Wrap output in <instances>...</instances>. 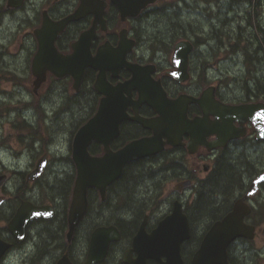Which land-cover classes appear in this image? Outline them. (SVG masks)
<instances>
[{"label": "flooded vegetation", "instance_id": "flooded-vegetation-1", "mask_svg": "<svg viewBox=\"0 0 264 264\" xmlns=\"http://www.w3.org/2000/svg\"><path fill=\"white\" fill-rule=\"evenodd\" d=\"M82 1L26 0L18 10L4 9L6 15L19 17V13L26 12L28 6L34 8V18L23 19L32 27L30 40L25 45L30 66L39 46L34 30L41 27L44 18L50 19L51 22H59L73 14L79 9ZM216 1L212 0L207 4H214ZM83 2L87 12L79 19L69 22L62 33L58 34L55 40L57 48L64 54L70 53L72 45L80 35L90 31L96 36L91 41L90 49L93 54H97L101 46L109 44L108 46L115 48L119 46L122 37L127 36L134 40V46L126 53L125 59L144 66L140 78L132 82L139 89L130 87L129 92L124 90L122 94L131 103H128L125 109L128 118L119 123L115 136L109 142L113 151L121 149L133 140L155 135L156 132L152 127H145L133 118L160 120L159 100L162 97L160 88L165 91L167 98L180 99V104L177 106L181 111L184 110L189 120L206 117L208 121H213L215 117L212 115V108L216 105L253 104L262 106V112L256 110L253 119L257 123L260 122V126L264 125V26L261 24L264 4L260 0L256 2L255 8L252 9L251 5L246 8L249 12L252 11L251 14L254 13V18L259 20L262 29L259 36L253 40L250 52L244 51L241 39V27L250 26L247 21V17L250 16L248 11L243 9L242 15L240 14L242 12L240 3H244L243 0H231L227 6L217 5L219 14L223 9L224 15H211L210 10H207L206 18L214 20L212 30L216 28L215 19L222 20L225 26L221 31L225 35L223 40L225 43L228 42L219 49L210 46L211 42L208 43L207 40L199 44L193 37L188 36L193 47L187 52L185 71L187 78L181 81L173 76L178 69L171 63L174 46L172 48L159 46V14L164 10L159 7V1L154 7L141 10L135 16L126 14L122 20L118 9L110 0ZM172 12L178 11L172 10ZM240 19L241 21L245 19L244 27L239 23ZM152 27H155L156 32L151 31ZM108 53H112L110 48ZM3 55L0 46V64ZM217 60V65H213V61L217 62ZM87 69L89 70L86 71L76 94L66 95L62 90L65 83L70 82L68 76L58 78L52 73H47L46 80L42 83L46 84L49 80H53L51 87H57L54 93L61 103L59 111L65 115L71 113L72 108L74 110L78 108L80 110L76 114H79L81 119L88 118L96 114L100 107L103 95L95 86L99 70ZM3 70L0 66V81ZM30 74L33 75L31 71ZM114 74L110 70L106 72V79L113 87L132 80L131 71L125 67ZM138 75L139 71L136 73L137 77ZM34 80L35 77L32 80V87ZM17 83L14 82L16 86L19 85L18 81ZM42 84L37 91V99L41 102ZM140 91L156 94L158 111L145 102H138ZM67 104L72 108H68ZM42 111L46 115L43 104ZM59 111L49 112L48 117ZM177 112L170 111L174 117ZM260 117L263 121L259 120ZM240 121H232L233 129L243 130L244 135L231 138L224 145L214 149L209 150L199 146L194 153H190L186 145L190 141V136L183 134L182 144L175 146L165 144L162 150L127 163L123 173L129 168L135 169L139 166L141 171L140 174L137 171L136 174L139 175L136 176L143 178L142 183L135 185L136 187L128 186L129 192L122 191L118 183L123 173L107 185L103 197L97 188L89 187L87 211L71 232L68 214L75 182L74 165L69 162L68 171L63 172L64 177L58 178L59 174L54 175L49 170H52L51 162L61 160V156L56 152L50 153L51 145H47L46 148L40 146V149H37L38 157L34 155L31 158L34 162H30L32 164L28 173L40 160H43L44 170L34 176L32 181H27L28 173L22 174L23 181L16 185L15 190L22 189L23 193L8 207L10 209L8 212L14 213L23 201H28L33 206L46 208V214L50 212L51 215L31 221L27 225L25 239L21 244L14 242L7 230L3 231L6 233L3 235L7 241L11 242V248L0 264H8L7 258L10 254L26 256L29 264H191L214 222L228 212L238 199L244 197L253 180L264 173V139L259 136L255 122L245 117ZM193 130H207V128L200 126L194 127ZM49 131L51 133V130ZM72 131L70 130V134ZM25 135L32 139L29 133ZM73 135L72 138L68 136L70 150ZM35 138L33 139L35 143L40 141L39 137ZM161 139L166 140L163 136ZM215 139L214 134L205 137L207 142ZM94 143L101 146L98 142ZM26 145L30 151L35 149L34 143L29 147V143ZM242 157L253 166L251 173L244 176L243 173L241 174L239 184L233 187L234 194L232 192L231 196L228 197L226 192L216 191L213 194L209 186L214 181L212 176L219 160L223 158L228 162H237ZM168 180L176 182L170 190L163 191V184ZM61 182H65L64 188L58 187ZM3 194L6 195L5 187ZM4 201L6 202V199ZM244 201L250 205V212L244 217V221L255 227V235L251 239L237 237L231 241L226 248L225 264H264V253H260L263 251L258 250L253 244L257 231L264 232V180L257 183L255 192L247 195ZM175 208L185 215V219L175 218L165 226L161 224ZM100 228H108L109 231L100 234V241L98 239L94 241L93 234ZM114 236H117V239L112 238Z\"/></svg>", "mask_w": 264, "mask_h": 264}, {"label": "water", "instance_id": "water-1", "mask_svg": "<svg viewBox=\"0 0 264 264\" xmlns=\"http://www.w3.org/2000/svg\"><path fill=\"white\" fill-rule=\"evenodd\" d=\"M23 1L24 0H8L7 7L18 8L22 5ZM112 1L117 5L122 15H129L136 14L141 7L155 0ZM86 11V5L82 1L79 9L75 13L58 23L51 24V27L43 22V26L35 30L36 37L40 42V48L33 62V70L37 76L35 82L36 88H38L45 78V71L47 69H50L60 76L67 73L72 74L75 80L74 87L78 88L83 71L85 67L89 66L99 69L98 81L95 86L98 87L99 92L105 95V97L101 99L97 114L89 119L88 122L77 131L73 139L72 159L76 166V179L68 214L70 232L75 228L76 224L86 212L87 190L89 187L97 188L103 197L107 185L121 175L125 164L162 150L165 143L174 146L182 144L181 139L183 134L190 136V141L187 143V148L190 153H194L200 145H204L207 149L211 150L217 146L224 145L226 141L231 138L244 135L243 130L233 129L232 121H240L245 117L255 122L259 136L264 139V125L260 126L261 123H257L253 119L254 113H257V111L262 112V106L253 104L239 106L220 104L212 108V115L215 117L213 121H208L206 117L189 120L184 110L181 111L180 107L177 106L180 104V99L169 100L163 89H160L162 93V98L159 100L160 120L145 119L142 117L134 118L143 126L148 128L152 127L156 132L155 135L150 138L131 141L117 151L111 150L109 142L115 136L119 123L126 118L125 109L128 103H131L126 97H123L122 94H118L121 96L118 97L114 92H118L117 88L122 92H124V90L129 92L130 87L135 88L136 86L132 83V79L125 85L118 84L115 88L110 87V84L106 81L104 68L108 69L114 64H124L132 70L134 77L136 65L126 63L125 61L122 62V60L119 59V56L123 58V55L130 49L134 41L122 37L119 47H117L115 51H112V54L108 55L98 52L96 56H92L89 49L90 37L87 34H83L80 36L79 40L73 44L72 54L63 55L58 53L53 45L58 32L64 28L67 21L81 17ZM191 49L192 44L184 40L177 42L174 46L172 64L178 67L176 73H174V77L179 81L187 78L185 73L187 52ZM103 54L107 55L106 61V56ZM138 100L139 103L145 102L158 111V105L156 104L154 94L140 91ZM170 111L173 113L178 111L175 114L176 117H174V115L172 116ZM259 120L263 121V118L260 117ZM200 126L207 128V130H193L194 127ZM213 134L216 135V139L207 142L205 137ZM161 136L165 137L166 141H163ZM93 140L102 144L104 150L102 156H93L88 152V145ZM43 168V164L38 163L33 172L28 175V179L39 175ZM4 180L5 176L1 175L0 185ZM263 180L264 173L253 180L246 195L234 203L231 211L213 224L205 235L191 264H225L226 248L233 239L237 237L253 238L254 226L244 222V217L250 212V207L244 202V199L247 195L254 193L257 183ZM2 201L3 199L0 198V205ZM46 211L47 209L35 207L29 203H22L13 217L9 220L7 229L17 242H21L24 238L27 225L35 218L47 216L48 213L46 214ZM175 218L184 220L185 215L175 208L172 214L162 221L161 224L165 226ZM163 225L161 226L164 227ZM108 231V228L97 229L93 234L94 241L96 239L100 241V234ZM112 238L117 239V236ZM92 244H94V242H92ZM10 245V243L0 238V258Z\"/></svg>", "mask_w": 264, "mask_h": 264}, {"label": "rangeland", "instance_id": "rangeland-1", "mask_svg": "<svg viewBox=\"0 0 264 264\" xmlns=\"http://www.w3.org/2000/svg\"><path fill=\"white\" fill-rule=\"evenodd\" d=\"M193 1L194 0H188V4L185 1L163 0V7L166 9L171 6L170 8L172 10L180 12L183 22H191L192 29L186 31H188V34L190 35H192V31H195L193 35L194 38L202 37L203 34H201V31L210 32L213 19L206 18L208 17L207 10H210L211 14H214L215 16L221 15L224 10L221 9L219 14V7H217V5L227 6L231 3V0H217L214 4H207V0ZM4 2L5 0H0V42H2L0 46H2V53L4 54L0 66L6 71L9 70L8 72H11L12 74H8L10 76H5V73L2 72L3 76L0 81V174L4 173L8 176L7 181L5 182V193L8 204H5L2 211L8 212L10 211V209L8 210L9 199L13 200V193L15 192L16 185L23 181L17 175L18 172H23V174L28 172L30 169L29 166H31L34 162L31 158L34 155L38 157L39 154L37 153V149H40V146L46 148L47 145H51L50 153L53 154L56 152L59 156H61V158L68 157L70 155L68 136L70 135L71 138L72 135V133L70 134V130H75L76 127L82 124V119L79 117V114H76L80 110L78 108L75 110L72 108L71 113L66 115L59 111L61 103L58 101L54 93V90L57 87H51V81L53 80H49L48 83L42 84L40 89L43 92L42 102L37 99V97L33 96V77L30 74L29 68L30 58L28 57V53H25L27 50L25 45H27L30 40L29 36L32 27L23 19H33L34 8L28 6L26 12L19 13V17H11L6 14L2 15L5 5ZM261 3L264 4V0H261ZM246 8H249V6L241 3V15L243 13V9L245 10ZM166 15L163 16L165 17ZM262 16L263 21L261 24L264 26V11ZM230 17H232V15H230ZM208 20L211 23L210 25ZM215 20V22H217L219 19L217 18ZM160 21L162 20L159 17V27L163 28V22ZM239 23L244 27L245 19L243 21L240 19ZM196 24H202V26L204 25L205 27L200 30L199 26ZM233 25H235V22H233ZM164 31L165 33L166 31L167 33L172 32L170 29H165ZM219 31H222L221 27L216 26V28L213 29V32L219 33ZM215 42H211L210 46L217 48V43ZM16 55L18 56L16 57ZM218 60L217 62L213 61V65H217ZM17 81H19L20 86H16L14 84V82L17 83ZM65 87L63 86L62 90H64L66 95L73 92L69 82L65 83ZM40 95L41 92L39 93V96ZM40 103L43 104V109L45 110L47 116L51 111H59V113L50 114L49 117L46 118V126L43 124L37 126L38 133L36 135L39 134L38 136L40 141L38 143H34L35 149L30 151V148H27L26 143H31V141L26 137L23 132L24 130L18 126V112L22 114V111L26 112L25 110L31 108L33 112H27L26 114L29 117H32L34 114L33 120H35L36 124L37 118L42 119L44 117L42 109L39 108ZM11 112H14V115ZM49 130H51V133ZM26 140L27 142H25ZM248 157L250 156L248 155ZM65 161L66 160L52 161V170H49V172H53L54 175L59 174L58 178H63V172L68 171V166H70L69 161H67V163ZM187 161H190V159H187ZM55 162L56 164L54 165ZM175 182V180H168L165 184H163V191L170 190ZM3 188L4 186L0 189V194L3 192ZM5 225L6 221L0 222V231H2ZM253 244L258 248V250L263 251L260 253H264V232L262 230L257 231ZM7 259L9 261L8 264H29V260L24 255L10 254Z\"/></svg>", "mask_w": 264, "mask_h": 264}, {"label": "trees", "instance_id": "trees-1", "mask_svg": "<svg viewBox=\"0 0 264 264\" xmlns=\"http://www.w3.org/2000/svg\"><path fill=\"white\" fill-rule=\"evenodd\" d=\"M181 1L187 2L188 0H181ZM208 1L209 0H207L206 2H208ZM244 1H247L248 3H251L252 5L255 4L254 6H256V2L258 0H244ZM170 9L171 8H166L165 10H163V12L165 11L163 14H161V15L159 14V17L162 20L160 22H163L162 23L163 24V28L162 27H159V46L162 47V48H168V47L171 48V46L174 43V41H176L178 39H181V38H187V34L189 32L186 31V30L192 29L191 22H187V23L186 22H183L182 19H181V17H180V14L177 13V12L174 13V12L170 11ZM166 13H167V15H166ZM163 15H166V16L164 17ZM248 16H249V13H248ZM253 17H254V15H252V14H250V17H247V21L248 22L250 21L249 22V25L250 26H248L249 27L248 29H247V27L246 28H241V33H243V34H241V39H242V42H243V49H244V51H249V50L252 49V47H253L252 46L253 40H255L259 36V34H260L259 32H261V30H262L261 29V26H260V24L258 22V20L255 19V18H253ZM209 20H208V23L210 25L211 23L209 22ZM213 22H214V20H213ZM182 23H183V25H182ZM222 24H223L222 20H218L216 22L215 26L221 27V28H225V26H222ZM196 25L199 26L200 30H202L203 27H205L204 25L202 26V24H196ZM154 28L152 27V30L151 31L156 32V30ZM165 29L166 30L170 29L172 32L171 33H167V31H166V33H165V31H164ZM183 30H185V31H183ZM201 34H203L202 36L204 38L203 37L200 38V39L198 37L196 38V41L199 44L200 43H204V41H206V36L209 39H211V40L207 39L208 43L217 41L216 43L219 44V45H217V47L219 49H221L228 42V41H226V43L224 42L223 36H225V35H223V33L221 31H219V33L217 35V32H213L212 27H211L210 32L208 34H207L206 31L205 32H202L201 31ZM210 34L213 35V36H210ZM247 47H249V48H247ZM20 128L22 130L32 129L24 121H22L20 123ZM90 150H91V153L92 154L98 153L100 151L99 145L93 143L91 145V147H90ZM251 167H252V165L250 163L246 162V160L243 157L242 158H239L237 160V162H228L227 160H225L223 158L220 159L219 160V163H218V166H216L217 169H216L215 173L212 176V179L214 181H212L210 183V186H209L210 189L212 190V193L215 194L216 191L217 192H220V193L226 192L227 195H228V197L231 196L232 192L234 191V188L233 187H235V186H237L239 184L241 174L243 173V175H246V174L251 173ZM130 169L131 168H129L128 170H125L124 171L122 179L118 182L119 183V186L121 185L120 186L121 190L122 191H125V193L126 192H129V190H130V188H128V186L129 187H134L135 185L141 184L142 181H143V178L136 176V175H139L140 174L141 167L136 166L135 169H131V170ZM242 170H243V172H242ZM137 171H139V174H136ZM73 177H74V175H73ZM64 185H65V182H61L58 185V187L59 188L60 187H63L64 188ZM112 190H114V189H112ZM5 218L6 217H4V216H2V214H0V221L2 219H5ZM106 219L109 220V218H106Z\"/></svg>", "mask_w": 264, "mask_h": 264}, {"label": "bare ground", "instance_id": "bare-ground-1", "mask_svg": "<svg viewBox=\"0 0 264 264\" xmlns=\"http://www.w3.org/2000/svg\"><path fill=\"white\" fill-rule=\"evenodd\" d=\"M194 1H195V0H194ZM194 1H193V2H194ZM254 2H255V1H254ZM260 2H261V0H260ZM188 4H189V3H188ZM199 4H200V3H199ZM240 4H241V3H240ZM254 5H255V4H254ZM257 5H258V4H257ZM197 6H198V5H197ZM248 6H249V5H248ZM194 8H195V7H194ZM198 8H199V7H198ZM253 8H254V7H253ZM262 8H263V7H262ZM262 8H260V9H262ZM180 9H181V8H180ZM257 9H258V7H257ZM251 10H252V9H251ZM259 11H260V10H259ZM257 12H258V11H257ZM179 13H180V12H179ZM253 14H254V13H253ZM253 14H252V15H253ZM211 15H212V14H211ZM177 16H178V15H177ZM177 16H176V17H177ZM178 17H179V16H178ZM180 17H181V16H180ZM209 17H210V14H209ZM249 17H250V16H249ZM253 18H254V17H253ZM258 19H259V18H258ZM249 20H250V19H249ZM258 21H259V20H258ZM249 22H250V21H249ZM254 23H255V22H254ZM247 24H248V23H247ZM182 25H183V23H182ZM222 26H223V24H222ZM195 28H196V26H195ZM241 28H242V27H241ZM245 28H246V27H245ZM201 29H202V28H201ZM247 29H248V28H247ZM145 30H146V29H145ZM258 30H259V29H258ZM183 31H185V30H183ZM244 31H245V30H244ZM247 31H248V30H247ZM193 32H194V31H193ZM199 32H200V31H199ZM249 32H250V31H249ZM208 33H209V32H208ZM208 33H207V34H208ZM217 33H218V32H217ZM213 34H214V33H213ZM241 34H243V33H241ZM248 34H249V33H248ZM174 35H175V34H174ZM217 35H218V34H217ZM221 35H222V34H221ZM212 36H213V35H212ZM244 36H245V35H244ZM164 37H165V36H164ZM216 37H217V36H216ZM207 39H209V38H206V40H207ZM245 40H246V39H245ZM163 41H164V40H163ZM164 42H165V41H164ZM216 42H217V41H216ZM216 42H215V43H216ZM244 43H245V42H244ZM247 44H248V43H247ZM217 45H219V44H217ZM250 45H251V44H250ZM204 47H205V46H204ZM251 47H252V46H251ZM247 48H249V47H247ZM247 48H246V49H247ZM248 50H249V49H248ZM249 52H250V51H249ZM251 54H252V53H251ZM29 106H30V105H29ZM65 106H66V105H65ZM63 107H64V106H63ZM63 107H62V109H63ZM64 108H65V107H64ZM29 130H32V129H29ZM35 139H36V138H35ZM35 141H36V140H35ZM65 162L67 163V161H65ZM243 165H244V164H243ZM160 171H161V170H160ZM158 172H159V171H158ZM158 172H157V173H158ZM158 174H159V173H158ZM154 175H155V174H154ZM155 176H156V175H155ZM243 176H244V175H243ZM135 187H136V186H135ZM137 190H138V189H137ZM137 190H136V191H137ZM235 192H236V191H235ZM233 194H234V192H233ZM233 197H234V196H233ZM122 202H123V201H122ZM118 206H119V204H118ZM103 215H104V214H103ZM117 216H118V215H117ZM54 239H55V238H54Z\"/></svg>", "mask_w": 264, "mask_h": 264}]
</instances>
